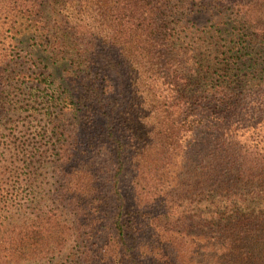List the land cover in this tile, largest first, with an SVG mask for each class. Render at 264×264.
Segmentation results:
<instances>
[{
    "label": "trees",
    "instance_id": "16d2710c",
    "mask_svg": "<svg viewBox=\"0 0 264 264\" xmlns=\"http://www.w3.org/2000/svg\"><path fill=\"white\" fill-rule=\"evenodd\" d=\"M0 264H264V0H0Z\"/></svg>",
    "mask_w": 264,
    "mask_h": 264
},
{
    "label": "rangeland",
    "instance_id": "374dc122",
    "mask_svg": "<svg viewBox=\"0 0 264 264\" xmlns=\"http://www.w3.org/2000/svg\"><path fill=\"white\" fill-rule=\"evenodd\" d=\"M199 137H201L200 136V134L199 133H195V135H194V138H199ZM47 180H48V187H49V185H50V188H54V184L52 183V180H49V178H48V176H47Z\"/></svg>",
    "mask_w": 264,
    "mask_h": 264
}]
</instances>
